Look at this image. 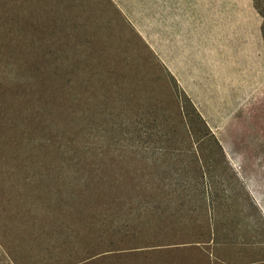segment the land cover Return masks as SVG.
<instances>
[{
  "label": "rangeland",
  "instance_id": "374dc122",
  "mask_svg": "<svg viewBox=\"0 0 264 264\" xmlns=\"http://www.w3.org/2000/svg\"><path fill=\"white\" fill-rule=\"evenodd\" d=\"M208 1L0 0V264H210L178 223L204 180L251 183L233 173L227 132L264 193V0H241L262 73L242 92L239 57L223 55L233 90L205 97L214 69L186 79L182 49L197 69L239 50L199 19ZM185 15L188 36L174 25ZM230 95L241 100L224 116ZM257 232L239 264H264L260 208Z\"/></svg>",
  "mask_w": 264,
  "mask_h": 264
},
{
  "label": "crops",
  "instance_id": "0c3cea01",
  "mask_svg": "<svg viewBox=\"0 0 264 264\" xmlns=\"http://www.w3.org/2000/svg\"><path fill=\"white\" fill-rule=\"evenodd\" d=\"M184 11L185 14L190 12V10ZM199 12L202 13V15H200L201 18L199 19L202 21L206 20L208 27H216V31L220 34L221 39L227 37L226 40L228 41L229 35L231 36L232 44L236 46L237 50L239 49L237 51L238 53L233 55V52H230L227 49L225 50L221 47L217 51L216 48L214 60L217 58V62L215 61L214 64L213 61L212 64L210 59H207V63L206 60H204L203 64L197 69L195 65L197 62L192 64L190 61V50L185 51L182 49L180 58H177V71L181 72L183 75L186 71L185 67H188L183 76L186 77V79L192 77L197 79L203 74V76H206V70H208V74H210L212 69H214L215 75L212 76L213 80L210 81L211 83L207 87L206 92H203L201 88L203 95L205 97L208 95V89L213 95L216 94V91L228 94V92H232L234 86H232L231 89L230 83L229 85H226L225 81L227 80H224L225 78H222V73H219L224 70V65L229 62L228 59L225 61L222 56L224 55L226 58L231 56L239 57L238 65H240V68L244 69L243 74L246 76L245 78L247 80L241 76L243 77L242 81L239 85L237 84L235 86L236 89L238 86V90L244 92L243 89L249 87L248 84L250 83L248 80H252V77H256L258 69L261 71L262 68L259 67L262 60L261 56L255 55V53H259L260 50V43L256 36L257 32L255 35V27L257 23L254 22H257L256 13L250 8V5L245 9L241 4V0L208 1L207 5L197 7V14ZM249 15L256 17V20L251 21ZM184 17L185 18L182 19L181 22H175L174 25L183 28V32L186 33L184 35L188 36L189 32L193 33L189 28H194L195 24L191 22L187 15ZM202 25L204 26L203 23ZM244 26L246 27L245 29H243ZM224 27L234 28H231V32L228 34V32L224 30ZM235 27L240 28L237 31L241 36L240 38H236L235 36ZM214 36H216L215 33L213 36H210L212 38L209 39V41L214 40ZM246 37L247 39H245ZM187 39L186 41L189 42L190 39ZM190 74L191 76L187 77ZM208 77L211 76L209 75ZM196 91H200V88H196ZM240 100L241 97L238 98L230 95V102L227 105L220 102L219 106H226V111L223 112L224 116L226 113H230L238 105ZM224 152L231 159L230 164L233 168V173L240 175L244 171H250L251 183L249 182L250 184L247 185L248 187H244L242 184L243 181L240 180L239 182H241V186L243 185V187L237 188L231 184L233 182H230V179L221 176H212L211 178L213 179H209L211 184L204 180L205 185H203V189L198 191L196 187V200L193 201L195 203L194 215L191 216L190 214L186 222L182 221L178 223V226L182 232H185L188 235L190 242H192V246L200 248L197 250H202L204 252L205 257L210 264H239L241 260H248L253 256L254 249L251 244L253 243V238L257 241L258 237L257 228L259 208L263 214L264 210L259 205L258 190L255 186V176L253 174V171H257L258 167L249 166L250 168H248L245 167L243 163L234 161L231 157L230 148L226 145ZM208 170H211V167ZM216 177L220 178L216 179ZM199 183L200 182L195 185L198 186ZM244 194H246L245 198L243 196ZM199 195L205 196V202L203 199L200 201V198H198ZM253 226L255 228L254 236Z\"/></svg>",
  "mask_w": 264,
  "mask_h": 264
},
{
  "label": "water",
  "instance_id": "95a60500",
  "mask_svg": "<svg viewBox=\"0 0 264 264\" xmlns=\"http://www.w3.org/2000/svg\"><path fill=\"white\" fill-rule=\"evenodd\" d=\"M237 105V104H236ZM232 132H227L226 134H223L222 136V139H224V144L230 148V153H231V157L233 158L234 161L236 162H241V158H240V153H241V142L238 141L237 142H234L233 138L230 136ZM250 155H255L257 154V151L256 150H253V151H250L248 152ZM244 164V163H243ZM258 163H256L255 165L250 163V164H244L245 167H248L250 168L249 166H257ZM259 169V168H258ZM258 171V170H257ZM257 171H253V174L255 176V186L257 187V190H258V196H259V200H262V196H263V192L261 193V191L259 190L258 188V173H254V172H257Z\"/></svg>",
  "mask_w": 264,
  "mask_h": 264
},
{
  "label": "trees",
  "instance_id": "16d2710c",
  "mask_svg": "<svg viewBox=\"0 0 264 264\" xmlns=\"http://www.w3.org/2000/svg\"><path fill=\"white\" fill-rule=\"evenodd\" d=\"M197 116H199L198 113H197ZM200 120L202 121L203 119L201 118ZM202 122L204 123V121H202Z\"/></svg>",
  "mask_w": 264,
  "mask_h": 264
}]
</instances>
